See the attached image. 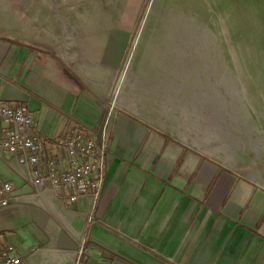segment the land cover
Segmentation results:
<instances>
[{"label": "crops", "instance_id": "obj_1", "mask_svg": "<svg viewBox=\"0 0 264 264\" xmlns=\"http://www.w3.org/2000/svg\"><path fill=\"white\" fill-rule=\"evenodd\" d=\"M32 50L0 37V102L28 104L47 156L63 170L68 157L56 139L79 126L92 129L102 109L95 94L84 93L71 114L75 90L50 86ZM137 113H113L95 223L87 220L90 198L70 202L50 187L0 210V248L13 244L28 264H264V185H253L242 167L234 172L149 130ZM11 161L0 152V174L16 184L15 193H35Z\"/></svg>", "mask_w": 264, "mask_h": 264}, {"label": "rangeland", "instance_id": "obj_2", "mask_svg": "<svg viewBox=\"0 0 264 264\" xmlns=\"http://www.w3.org/2000/svg\"><path fill=\"white\" fill-rule=\"evenodd\" d=\"M1 36L36 51L50 86L75 90L71 114L98 97L97 134L138 112L264 185V0H0Z\"/></svg>", "mask_w": 264, "mask_h": 264}, {"label": "built area", "instance_id": "obj_3", "mask_svg": "<svg viewBox=\"0 0 264 264\" xmlns=\"http://www.w3.org/2000/svg\"><path fill=\"white\" fill-rule=\"evenodd\" d=\"M86 126L70 129L56 139L67 153L68 165L63 170L54 156H47L46 143L36 130L35 119L28 104L0 102V152H8L16 175L36 189L32 194L15 193L16 184L0 174V210L40 195L41 190H54L56 197L76 202L91 199L89 223L97 200L105 193L107 180V133L101 138ZM68 191V193H64ZM0 264H28L13 244L0 248Z\"/></svg>", "mask_w": 264, "mask_h": 264}]
</instances>
